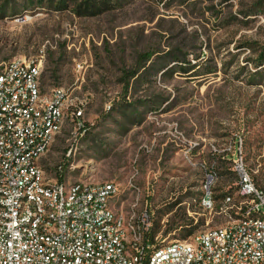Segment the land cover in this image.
I'll return each instance as SVG.
<instances>
[{"label":"rangeland","instance_id":"1","mask_svg":"<svg viewBox=\"0 0 264 264\" xmlns=\"http://www.w3.org/2000/svg\"><path fill=\"white\" fill-rule=\"evenodd\" d=\"M86 1L0 0V71L41 61L42 91L69 98L46 177L120 184L117 206H147L165 244L226 225L243 201L235 162L264 184V0ZM175 50L196 73L128 82L139 55Z\"/></svg>","mask_w":264,"mask_h":264},{"label":"built area","instance_id":"2","mask_svg":"<svg viewBox=\"0 0 264 264\" xmlns=\"http://www.w3.org/2000/svg\"><path fill=\"white\" fill-rule=\"evenodd\" d=\"M40 75L35 59L0 71V264H264V184L241 160L237 217L169 244L153 236L152 212L138 199L117 206L120 184L48 179L39 160L64 128L69 98L44 93ZM82 116L73 112L79 126ZM201 205L211 209L210 195Z\"/></svg>","mask_w":264,"mask_h":264},{"label":"trees","instance_id":"3","mask_svg":"<svg viewBox=\"0 0 264 264\" xmlns=\"http://www.w3.org/2000/svg\"><path fill=\"white\" fill-rule=\"evenodd\" d=\"M99 3L104 2H99V0H88L85 2L84 9L85 11H93L100 5ZM156 54H158V52L139 55L136 69L128 74V82L133 81V85L135 86L142 80L144 76L149 75L151 72L163 73V75H171L176 73H180V75H188L196 73L194 72V66L191 65V63L186 59V56L179 50L169 51L164 55H158L160 58H157L155 62L151 63V65L147 67V64ZM263 59L264 57L261 56L259 66L261 65ZM171 65L173 66L170 67ZM176 66L178 67L179 71H176ZM212 73L213 72L208 71L206 75Z\"/></svg>","mask_w":264,"mask_h":264}]
</instances>
